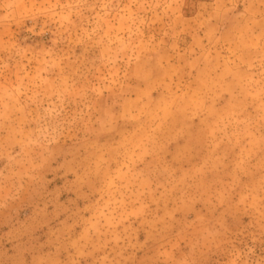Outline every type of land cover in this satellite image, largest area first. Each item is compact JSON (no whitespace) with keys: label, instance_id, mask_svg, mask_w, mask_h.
Masks as SVG:
<instances>
[{"label":"rangeland","instance_id":"rangeland-1","mask_svg":"<svg viewBox=\"0 0 264 264\" xmlns=\"http://www.w3.org/2000/svg\"><path fill=\"white\" fill-rule=\"evenodd\" d=\"M0 264H264V0H0Z\"/></svg>","mask_w":264,"mask_h":264}]
</instances>
